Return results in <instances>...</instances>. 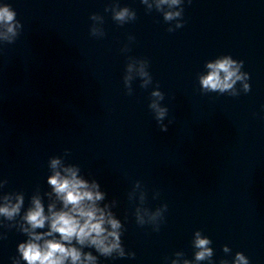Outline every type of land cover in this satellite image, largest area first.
I'll return each instance as SVG.
<instances>
[{
  "label": "clouds",
  "instance_id": "9594fccd",
  "mask_svg": "<svg viewBox=\"0 0 264 264\" xmlns=\"http://www.w3.org/2000/svg\"><path fill=\"white\" fill-rule=\"evenodd\" d=\"M191 0H189V3ZM141 3L148 6V11L152 5L148 0H141ZM184 0H155L157 12L162 13L165 22L177 21L175 28L169 27L168 31L184 26L183 21ZM169 9L165 11L163 6ZM118 9V10H117ZM110 10H113V20L123 25L136 19V12L129 7H120L119 3H114ZM109 11V9H105ZM150 12V11H149ZM97 14L91 15V20L98 19ZM22 25L16 19V12L8 4L0 5V40L11 43L17 36V29ZM90 34L94 37H103V29L92 27ZM130 39H133L130 37ZM127 48L122 49L126 51ZM244 62L233 59L231 55H223L214 61L206 62L208 69L206 75L199 76V83L204 92L228 93L231 96H238L240 93L235 90V85L240 82L244 93L250 91L248 83L249 74L241 72ZM148 61L140 59L137 75L141 83L140 87L147 89L152 85L153 78L148 70ZM133 65L127 64V75L123 77L124 85L128 94H132L131 73ZM164 100V94L157 85L150 93L149 109L154 113L155 119L162 132L168 130V126L163 121L168 114V108L162 107L160 101ZM171 123V121H170ZM65 155L68 151L65 150ZM52 174L47 178V184L51 187V192L44 193L49 199L54 193L55 200L47 204V212L42 197L32 195L30 206L21 215L25 197L21 192H8L0 194V217L6 221L20 224V231L27 234L26 242L18 245L19 258H13V264H20L22 259L26 264H98V256L91 251H83L87 247L94 249L99 256L105 258L135 257L134 252H126L122 244L121 236L124 227L117 219L112 207L116 206V201L100 206L105 200L106 193L100 190V184L93 180L81 178L78 174L80 168L77 166H64L60 158L50 159ZM7 184V180L0 181V188ZM135 188H140L141 183L137 181ZM147 198L146 191H142L139 196V205L135 208L136 222L140 226L150 224L153 230L159 231L160 224L164 220V213L167 211V204H162L154 211L145 207ZM131 200V197L129 198ZM14 201V202H13ZM57 201L60 207H57ZM20 217L17 221L16 218ZM27 225V226H25ZM47 230L37 231V229ZM12 226V225H9ZM193 248L194 261L183 259V264H198L200 261H208L213 264L214 255L212 241L207 236H202L201 231L194 233ZM231 249L225 245L224 253H229ZM176 257H183V252H176ZM171 264H178L176 259L171 260ZM219 264H229L228 260H220ZM231 264H249V259L242 252H236Z\"/></svg>",
  "mask_w": 264,
  "mask_h": 264
}]
</instances>
